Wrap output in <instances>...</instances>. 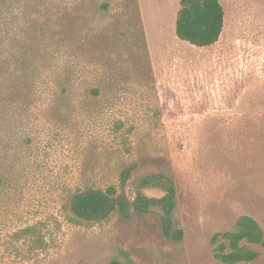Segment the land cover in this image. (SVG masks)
I'll list each match as a JSON object with an SVG mask.
<instances>
[{
  "label": "rangeland",
  "instance_id": "obj_1",
  "mask_svg": "<svg viewBox=\"0 0 264 264\" xmlns=\"http://www.w3.org/2000/svg\"><path fill=\"white\" fill-rule=\"evenodd\" d=\"M220 2V38L198 47L175 34L179 0H0V54L14 69L23 52L39 91L0 115V264H227L215 232L241 215L264 232V0ZM60 86L66 99L53 94ZM151 173L174 181L180 241L163 234L157 206L72 220L75 187L114 184L133 200ZM247 245L258 253L250 264H264V246Z\"/></svg>",
  "mask_w": 264,
  "mask_h": 264
},
{
  "label": "trees",
  "instance_id": "obj_2",
  "mask_svg": "<svg viewBox=\"0 0 264 264\" xmlns=\"http://www.w3.org/2000/svg\"><path fill=\"white\" fill-rule=\"evenodd\" d=\"M100 6L106 7L105 3ZM2 8V6H0ZM224 8L220 0H179V8L175 20V34L178 39L186 41L198 47H207L215 44L222 33L224 26ZM4 15L0 12V19ZM1 26V21H0ZM5 34L0 29V49L4 46ZM15 68H7L9 57L0 54V115L9 106L17 109L21 103H25L28 96H35L39 91L32 88L35 81L34 70L25 67V55L23 52L15 56ZM35 63V62H32ZM71 68H66V74H71ZM89 95L98 97L100 89L93 87L88 90ZM53 94L66 99L71 94V89L66 86L53 89ZM5 107V110H4ZM16 110H14L15 112ZM121 121L114 123V129L120 130ZM14 131V127L10 130ZM2 129H0V133ZM7 135H1L0 145ZM9 136V134H8ZM125 140V139H124ZM125 145V142H124ZM129 151L128 148H126ZM135 164L124 166L118 173L119 186L123 187L131 175ZM5 175L0 174V184ZM144 188H159L164 193L160 197H149L144 194ZM176 205V189L173 179L164 173H151L139 179L137 191L133 200H129L125 193L118 190L114 184L104 188L75 187L69 197V210L72 220L75 222H99L108 219L112 215L127 219L131 215V209L140 215L157 206L160 209V225L163 234L170 240L180 241L183 231L176 226L173 211ZM26 236L32 238L37 245L44 243L43 237L37 231L35 225H28L23 229ZM226 240V244L220 240ZM244 242V243H242ZM259 244L264 246V232L260 224L248 215L237 218L235 228L232 231L215 232L211 237L214 256L227 264H250L258 253L247 244ZM127 262L132 260L127 257ZM108 264H127L118 257H112Z\"/></svg>",
  "mask_w": 264,
  "mask_h": 264
}]
</instances>
